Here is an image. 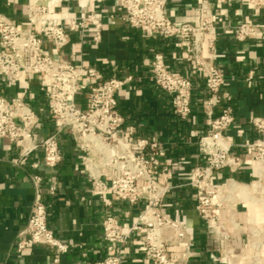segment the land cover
Returning <instances> with one entry per match:
<instances>
[{"label": "built area", "instance_id": "obj_1", "mask_svg": "<svg viewBox=\"0 0 264 264\" xmlns=\"http://www.w3.org/2000/svg\"><path fill=\"white\" fill-rule=\"evenodd\" d=\"M66 1L70 0H28L24 25L0 13V75L12 83L32 75L42 76L41 88L53 125L50 133L37 140V108L23 96L9 98L0 93V138H8L19 147L10 162L25 168L31 156L41 151L42 165L55 169L63 159L60 138L68 132L81 155L91 188L104 204H111V195L130 204L144 202L130 220L107 213L102 224L106 255L93 262L75 264H124L123 251L134 236H138L152 264H186L187 252L175 257L171 248L191 245L190 233L163 210L172 187L157 176L165 152L157 140L136 136L133 127L125 125L119 110L117 93L132 76L104 77L95 66L79 64L60 53L72 42L74 33L79 40L92 43H99L103 37V14L92 7L96 0H73L77 2L76 13H54L53 7ZM247 1L254 8L264 5V0ZM167 4L168 0H122L124 16L131 27L144 30L149 38H176L193 72L205 79L208 95L201 101V110L207 130L198 141L202 162L191 168L189 183L195 189L196 209L214 232L224 263L239 264L242 250L233 244L221 209L239 202L264 203V114H254L249 119V126L258 133L257 138L246 142L254 180L242 182L231 176L224 184L215 182L216 171L236 172L245 158L234 152V142L226 133L236 116L231 106L224 104L228 97L222 92L226 73L216 61L218 26L212 0H198L195 22L172 19ZM262 32L259 25L250 21L233 28L238 40H255ZM148 67L151 80L171 96L176 115L185 120L192 112L194 77L175 72L162 51L153 54ZM253 78L250 71L248 82ZM81 95L85 96V106L79 101ZM30 165L40 167L37 161ZM28 175L34 198L26 225L18 232L16 250L35 245L54 247L56 255L50 264H57L60 254L68 252L72 244L57 237L48 225L42 175ZM57 184L52 175L50 193L56 192ZM247 186V192H243L242 188ZM229 220L237 224L235 218L229 216ZM261 262L262 257L255 254L252 264Z\"/></svg>", "mask_w": 264, "mask_h": 264}, {"label": "crops", "instance_id": "obj_2", "mask_svg": "<svg viewBox=\"0 0 264 264\" xmlns=\"http://www.w3.org/2000/svg\"><path fill=\"white\" fill-rule=\"evenodd\" d=\"M28 0H0V13L15 23L27 22ZM198 0H168L167 11L178 22H195ZM213 12L218 26L217 64L226 73L222 92L228 97L225 105L233 109L236 121L226 131L234 142V152L245 158L244 165L236 172L227 169L216 171L214 181L227 182L231 176L242 182L254 180L246 142L258 137L249 126L250 116L264 114V5L254 8L247 0H212ZM92 7L103 14V37L99 43L79 40L72 34V42L60 53L79 64L98 68L104 77L131 75L117 93L119 110L125 125L133 127L136 136L154 139L164 150L158 178L171 185L163 210L179 220L188 229L192 244L172 247L176 257L187 252L186 264H225L217 250L214 232L208 228L196 209L195 189L189 183L191 168L202 162L198 141L207 130V122L201 110V101L208 95L204 77L194 73L185 59L176 38H149L144 30L131 27L124 16L122 0H96ZM76 13L77 2L70 0L53 7ZM243 21L259 25L263 32L255 40H238L233 28ZM156 51L165 54L166 62L177 73L194 77L192 112L181 120L175 113L171 96L154 84L149 74V63ZM253 71L251 83L247 77ZM43 78L32 75L18 83L7 82L0 75V93L13 98L23 96L33 104L40 115L35 129L36 139L41 140L53 129L41 88ZM79 101L85 106V96ZM220 107H218L219 109ZM63 159L55 169L42 165L43 154L35 152L25 168L11 164L19 147L8 138H0V264H50L56 255L54 247L35 245L16 250L18 232L24 228L34 198V188L29 172L42 175L43 200L48 205L47 221L54 234L72 246L60 254L57 264L93 262L106 255L103 236V220L107 213L120 220H130L144 206L111 197V204H104L95 193L81 165V155L68 132L60 138ZM37 161L35 169L30 163ZM52 175L57 178V190L50 193ZM232 232L233 244L242 250L239 264H252L255 254L264 264V203L239 202L227 204L222 209ZM229 216L235 218L234 225ZM124 264H152L134 236L123 251Z\"/></svg>", "mask_w": 264, "mask_h": 264}, {"label": "bare ground", "instance_id": "obj_3", "mask_svg": "<svg viewBox=\"0 0 264 264\" xmlns=\"http://www.w3.org/2000/svg\"><path fill=\"white\" fill-rule=\"evenodd\" d=\"M242 190H243V192H247L248 186L247 187H243Z\"/></svg>", "mask_w": 264, "mask_h": 264}]
</instances>
